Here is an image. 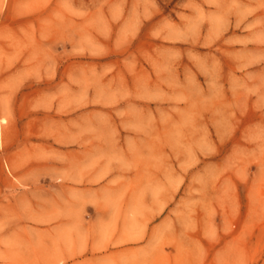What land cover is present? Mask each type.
I'll return each mask as SVG.
<instances>
[{
  "label": "rangeland",
  "instance_id": "rangeland-1",
  "mask_svg": "<svg viewBox=\"0 0 264 264\" xmlns=\"http://www.w3.org/2000/svg\"><path fill=\"white\" fill-rule=\"evenodd\" d=\"M0 264H264V0H0Z\"/></svg>",
  "mask_w": 264,
  "mask_h": 264
}]
</instances>
